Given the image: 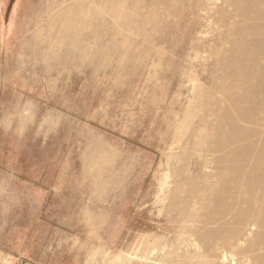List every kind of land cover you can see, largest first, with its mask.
Listing matches in <instances>:
<instances>
[{
  "label": "rangeland",
  "instance_id": "obj_1",
  "mask_svg": "<svg viewBox=\"0 0 264 264\" xmlns=\"http://www.w3.org/2000/svg\"><path fill=\"white\" fill-rule=\"evenodd\" d=\"M59 1L0 0V264H258L198 236L261 163L264 0Z\"/></svg>",
  "mask_w": 264,
  "mask_h": 264
},
{
  "label": "bare ground",
  "instance_id": "obj_2",
  "mask_svg": "<svg viewBox=\"0 0 264 264\" xmlns=\"http://www.w3.org/2000/svg\"><path fill=\"white\" fill-rule=\"evenodd\" d=\"M59 1V0H58ZM247 1V0H245ZM255 1V0H254ZM258 2V0H256ZM261 1V0H260ZM263 1V0H262ZM53 2V1H51ZM60 2V1H59ZM62 2V1H61ZM244 2V1H243ZM242 2V3H243ZM256 2V4H257ZM78 3V2H77ZM252 3H255V2H252ZM259 3V2H258ZM53 4V3H52ZM78 4H82V3H78ZM262 4V3H261ZM260 4V5H261ZM55 5H56V2H55ZM54 5V7H56ZM76 5V3L74 4ZM60 6V5H58ZM57 6V7H58ZM257 6V5H256ZM51 8V7H50ZM70 8V7H69ZM81 8V7H80ZM57 9V8H56ZM62 9V8H61ZM60 9V10H61ZM64 9V8H63ZM71 9V8H70ZM249 9V8H248ZM51 10V9H50ZM259 10V9H258ZM48 11H49V7H48ZM63 11V10H62ZM69 11V9H68ZM67 9H66V12H68ZM72 11V10H70ZM90 10H88L89 12ZM239 11V9H238ZM79 12V10H78ZM262 12V11H261ZM54 13V12H53ZM249 13V12H248ZM89 14V13H88ZM52 15V14H51ZM54 15V14H53ZM61 15V14H59ZM58 15V16H59ZM68 15V14H67ZM70 15V14H69ZM254 15V14H253ZM47 16H48V13H47ZM50 16V15H49ZM80 16V15H79ZM85 16V15H84ZM247 16V15H246ZM263 16V15H262ZM66 17V16H65ZM76 17V16H75ZM59 18V17H58ZM89 18V16H88ZM65 19V18H64ZM84 19V18H83ZM57 20V18H56ZM60 20V19H59ZM58 20V21H59ZM62 20H63V17H62ZM66 20V19H65ZM258 20V19H257ZM260 20V19H259ZM56 22V21H55ZM53 22V25L54 23ZM63 23L62 24H65L64 21H62ZM68 22V20L66 21ZM52 23V22H51ZM59 22H57L56 24L58 25ZM61 23V22H60ZM259 24V22H256ZM74 24V23H73ZM60 25V24H59ZM66 25V24H65ZM256 25V24H254ZM261 25V24H260ZM55 26V25H54ZM262 26V25H261ZM61 27V26H60ZM76 27V25H75ZM257 27V26H256ZM255 27V28H256ZM63 28V27H61ZM251 30V29H250ZM254 33V31H253ZM252 33V34H253ZM75 35V34H74ZM85 35V34H84ZM264 37V36H263ZM83 40V39H82ZM254 41V40H253ZM262 41H264V39H262ZM77 42V40H76ZM75 42V43H76ZM256 42V41H255ZM254 43V42H253ZM258 43V42H257ZM262 44V43H261ZM75 45V44H74ZM80 45V44H78ZM235 45V44H234ZM233 45V46H234ZM254 45V44H253ZM257 45V44H256ZM252 46V44H251ZM79 47V46H78ZM262 47V45H261ZM73 50V49H72ZM247 53V52H246ZM232 54V53H231ZM251 54V53H249ZM253 54V53H252ZM243 55V54H242ZM259 55V54H258ZM246 56V55H245ZM248 56V55H247ZM253 57L252 56V60H253ZM258 58H254V60H257L259 59L260 56H257ZM244 58V57H243ZM240 57V55H236L234 61L237 62V65L238 63H241V64H244V63H247L249 59H243ZM246 58V57H245ZM247 58H250V57H247ZM253 60V61H254ZM255 62V61H254ZM251 64V63H250ZM255 64V63H254ZM253 64V66H254ZM240 66V65H239ZM242 66V65H241ZM240 66V68H241ZM250 66V65H248ZM246 68V67H245ZM244 68V69H245ZM251 68H252V64H251ZM243 69V70H244ZM248 69V68H247ZM241 70V69H240ZM249 70V69H248ZM254 71V70H253ZM244 72V71H243ZM248 72V71H247ZM261 73V72H260ZM254 75V74H253ZM246 76V75H245ZM249 77V75H248ZM247 78V77H246ZM249 79V78H248ZM261 79V78H260ZM264 79V78H263ZM238 80V79H237ZM246 84H247V80L245 81ZM240 83V82H239ZM242 84V83H240ZM244 85V84H243ZM249 85V83L247 84V86ZM238 86V85H237ZM246 86V88H247ZM262 87V86H261ZM259 88V87H258ZM233 89V88H232ZM248 89V88H247ZM244 90V89H243ZM246 90V89H245ZM256 90V89H255ZM253 90V91H255ZM259 90V89H258ZM229 91V89H228ZM255 92H258V91H255ZM254 92V93H255ZM229 93V92H228ZM253 93V94H254ZM243 94V93H242ZM250 94V93H249ZM251 94V95H253ZM228 95V94H227ZM244 95V94H243ZM233 97V96H232ZM246 97L248 98V96L246 95ZM241 98V97H240ZM238 98V99H240ZM232 99V98H231ZM249 100V98L247 99ZM233 101V100H232ZM231 101V102H232ZM230 102V101H229ZM242 103H246L245 102V99H244V102ZM252 103V102H251ZM257 103V102H256ZM262 104H264L262 102ZM233 105V104H232ZM259 105V104H258ZM263 106V105H262ZM256 107V106H255ZM262 108V107H261ZM241 109V108H240ZM264 111V110H263ZM257 114V113H256ZM242 115L244 116V113H242ZM241 116V114H240ZM245 119V118H244ZM253 119V118H252ZM258 119V118H257ZM260 120V119H259ZM233 122V121H232ZM260 122V121H259ZM262 123V121L260 122ZM232 124V123H231ZM257 124V122H256ZM233 125H236L233 123ZM242 126V125H241ZM259 126V125H257ZM236 129H239L238 127ZM223 135V133L221 134ZM234 136V134H233ZM224 137V136H223ZM228 136L224 137V138H227ZM239 138V135L237 136ZM223 139V138H222ZM231 139V138H229ZM228 139V141H229ZM227 140V139H226ZM232 140V139H231ZM223 142V141H222ZM221 142V143H222ZM225 142V141H224ZM223 142V143H224ZM231 142V141H230ZM235 142H236V138H235ZM241 142V141H240ZM229 143V142H227ZM232 143V142H231ZM220 145V144H219ZM253 144L248 147V148H244V144H243V148L242 149H245V150H242L240 152L242 153H238L236 154V152L232 151L230 156H231V159H222L220 162H219V165L222 164L223 166H225V164H230L231 166H235L236 165V172L238 173L239 176H241V172H244L243 168L246 167L247 171H245L243 174L245 176V179H241V181L243 180L242 184L244 185V190H245V194H246V198L244 199H240L238 193H237V197L233 195L232 196H227L228 193L225 195L226 192H229V191H225V189L227 188H224V184H222L224 187L222 189V191L219 193L218 197H217V203H218V207L220 209V213H221V216L217 222V228L214 230H211L212 229V226H211V229H208L206 228L205 226V231L206 233L204 234H201L198 236L199 238V242L201 244V247L203 249V255L206 254V256L208 257V255L212 256L213 253H215L216 251H218V249H221L223 248L224 246L228 247L227 245H230L231 246H237L238 242L244 237L243 234H247V232L250 230V229H253L254 226H257L258 228L262 229L264 231V194H262L261 192V189L264 185V182L262 181V179L264 180L263 178V174H262V171L264 170V150H260L258 153H257V156H258V160L261 162V163H257L256 165H249V164H245V160L248 161V159L246 158V155H251L250 153V150L252 148ZM257 147V145H256ZM228 148V147H227ZM261 149V148H260ZM220 150V149H219ZM247 153H245V152ZM254 152V151H253ZM229 153V151H228ZM224 155H226V151H224V153H222ZM246 154V155H245ZM254 154V153H253ZM254 156V155H253ZM224 157V156H223ZM248 157V156H247ZM252 158V157H251ZM221 159V158H220ZM251 162V161H250ZM242 178V177H240ZM262 178V179H261ZM238 181V180H236ZM223 182V181H222ZM231 182V181H230ZM233 182V180H232ZM230 184V183H229ZM237 184V183H236ZM239 184V183H238ZM241 184V183H240ZM227 185V183H226ZM237 186V185H236ZM240 186V185H239ZM229 189V188H228ZM236 190H239V189H236ZM255 190L257 192H255ZM232 190H230V194H233L231 193ZM263 191V190H262ZM234 192V191H233ZM261 192V194H260ZM255 193H258V196L257 198H255L254 194ZM264 193V192H263ZM229 194V195H230ZM216 197V196H215ZM214 198V197H213ZM230 199L229 202H227V199ZM256 200V201H255ZM215 201V200H214ZM259 205H261V210L259 212V215L257 217V219H253L251 220V218L253 216H255V211H254V205L255 203H257ZM257 205V204H256ZM258 205V206H259ZM257 208V207H256ZM217 209V208H216ZM218 210V209H217ZM218 212V211H216ZM219 214V213H216V215ZM215 215V214H214ZM229 218H231L232 222H229ZM203 225V224H202ZM208 226V225H207ZM204 228V227H203ZM193 231V229L191 230ZM195 232V231H193ZM190 233V232H189ZM253 233V232H252ZM251 233V234H252ZM191 234V233H190ZM257 234V233H256ZM260 234V233H259ZM194 235V234H193ZM191 236V235H190ZM249 237V236H248ZM246 239V238H245ZM185 240V239H184ZM192 240V239H191ZM187 241V240H186ZM197 241V240H196ZM195 241V242H196ZM217 242V246L214 245V243ZM245 241V240H244ZM193 243V242H192ZM198 243V242H197ZM200 244H197V245H200ZM251 244V243H250ZM248 244V245H250ZM186 245V244H185ZM196 246V245H195ZM242 246V245H241ZM253 246V245H252ZM181 247V246H180ZM194 247V245H193ZM249 247V246H247ZM196 248V247H194ZM245 248V247H244ZM251 248V247H250ZM185 249V248H184ZM224 249V248H223ZM246 250H248L249 248H245ZM189 250V249H188ZM187 250V251H188ZM251 250V249H250ZM215 251V252H214ZM242 251V250H241ZM245 251V250H243ZM252 251V250H251ZM185 252V251H184ZM167 253V252H166ZM174 253V252H173ZM179 253V252H178ZM195 253V252H194ZM222 255H223V251H221ZM247 253V252H246ZM250 253V252H248ZM264 253V252H263ZM192 254V253H191ZM177 255V254H176ZM226 255V254H225ZM248 255V254H247ZM183 256V255H182ZM185 256V255H184ZM194 256V255H193ZM205 257V256H204ZM213 257V256H212ZM216 257V256H215ZM227 257V256H226ZM219 258V257H218ZM235 258V257H234ZM249 258V257H248ZM196 259V258H195ZM231 259V258H230ZM258 261V264H264V255L259 257V258H256ZM186 261V260H184ZM221 261L222 264L224 263L225 261V256H222L221 258ZM232 261V260H231ZM246 261V260H245ZM250 261V259H249ZM255 261V259H254ZM190 262V261H189ZM200 262V261H199ZM251 262V261H250ZM253 262V261H252ZM188 263V262H187ZM231 263V262H230ZM237 263V262H236ZM246 264V263H245Z\"/></svg>",
  "mask_w": 264,
  "mask_h": 264
}]
</instances>
